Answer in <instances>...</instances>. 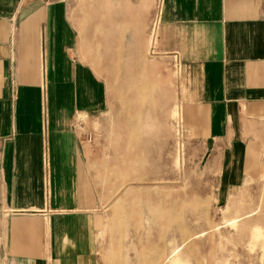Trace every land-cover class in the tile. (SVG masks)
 <instances>
[{
  "label": "crops",
  "instance_id": "1",
  "mask_svg": "<svg viewBox=\"0 0 264 264\" xmlns=\"http://www.w3.org/2000/svg\"><path fill=\"white\" fill-rule=\"evenodd\" d=\"M153 4L0 0V264H102L101 161L85 135L116 113L86 52L98 36L137 34L138 19L145 34ZM155 49L176 53L183 131L221 150L222 185L260 174L264 0H163Z\"/></svg>",
  "mask_w": 264,
  "mask_h": 264
},
{
  "label": "rangeland",
  "instance_id": "2",
  "mask_svg": "<svg viewBox=\"0 0 264 264\" xmlns=\"http://www.w3.org/2000/svg\"><path fill=\"white\" fill-rule=\"evenodd\" d=\"M162 8L154 0L145 34L138 19L137 34L98 36L86 52L116 113L98 135H85L101 161L94 179L105 202L102 264H264V119L252 132L262 145L261 173L224 187L221 150L183 131L180 65L169 57L176 53L155 49Z\"/></svg>",
  "mask_w": 264,
  "mask_h": 264
},
{
  "label": "built area",
  "instance_id": "3",
  "mask_svg": "<svg viewBox=\"0 0 264 264\" xmlns=\"http://www.w3.org/2000/svg\"><path fill=\"white\" fill-rule=\"evenodd\" d=\"M174 59L176 60V58H174ZM44 180H45L46 185L50 181V165H49L47 160L44 161Z\"/></svg>",
  "mask_w": 264,
  "mask_h": 264
}]
</instances>
